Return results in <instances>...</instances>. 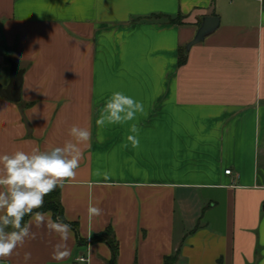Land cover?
<instances>
[{
  "label": "crops",
  "instance_id": "obj_1",
  "mask_svg": "<svg viewBox=\"0 0 264 264\" xmlns=\"http://www.w3.org/2000/svg\"><path fill=\"white\" fill-rule=\"evenodd\" d=\"M179 14L183 23L169 21ZM205 16L219 27L180 65ZM10 55L25 72L19 102L0 96V155L62 147L73 125L91 139L61 188L77 223L71 255L53 260L59 238L33 226L37 238L0 264H25V252L28 264H110V246L92 240L108 227L116 264L176 253V264H264V0H0L4 87ZM115 91L147 115L98 128Z\"/></svg>",
  "mask_w": 264,
  "mask_h": 264
},
{
  "label": "clouds",
  "instance_id": "obj_2",
  "mask_svg": "<svg viewBox=\"0 0 264 264\" xmlns=\"http://www.w3.org/2000/svg\"><path fill=\"white\" fill-rule=\"evenodd\" d=\"M55 34L52 41L55 39ZM36 43L46 46L42 39ZM37 52L26 53L22 61L29 60ZM138 115H147L141 101L115 91L99 109L96 120L98 128L106 125H124L136 121ZM126 139L133 148L139 147L137 123H131ZM71 140L62 147H54L49 151H41L37 146L31 152L22 150L12 154L0 155V260L9 258L18 247H23L27 240H34L38 233L32 231L46 228L55 233L59 241L53 245L52 259L63 260L71 255L68 241L72 236L70 224L59 217L53 219V213L37 211L44 206V197L57 187L63 188L66 180H73L77 175L83 153L81 145L90 142L91 133L88 128L73 125L69 130ZM101 140V137H97ZM103 210L91 202L88 206L89 217L100 216ZM29 216L28 222H24ZM11 228V231H6ZM18 254V253H17ZM31 252H25L23 259L28 264ZM78 261L80 258H77Z\"/></svg>",
  "mask_w": 264,
  "mask_h": 264
},
{
  "label": "trees",
  "instance_id": "obj_3",
  "mask_svg": "<svg viewBox=\"0 0 264 264\" xmlns=\"http://www.w3.org/2000/svg\"><path fill=\"white\" fill-rule=\"evenodd\" d=\"M165 16V15H159ZM170 22L173 23H183V15L179 14L177 17L172 18L168 17ZM188 59V51L186 48L180 47L179 49V64H184ZM51 210L53 213V218L56 219L59 217L64 223L70 224L74 229L77 230V223L68 221L64 215V207L61 201V188L57 187L53 192L44 197V206L37 211H48ZM29 216H25L24 222H28ZM11 228H6V231H11ZM92 240L95 241H104L106 242L112 250V258L110 264H116L118 252H119V242L116 238L114 231L111 227L106 228L104 231L97 233L93 236ZM178 260V254H172L165 257L164 264H176Z\"/></svg>",
  "mask_w": 264,
  "mask_h": 264
},
{
  "label": "water",
  "instance_id": "obj_4",
  "mask_svg": "<svg viewBox=\"0 0 264 264\" xmlns=\"http://www.w3.org/2000/svg\"><path fill=\"white\" fill-rule=\"evenodd\" d=\"M220 25L219 16H205L194 38L187 44L188 51L193 45L202 42L208 35L213 33ZM10 82L4 87L0 83V96L19 102L21 100L22 84L24 80V68H18L16 61L10 55Z\"/></svg>",
  "mask_w": 264,
  "mask_h": 264
},
{
  "label": "built area",
  "instance_id": "obj_5",
  "mask_svg": "<svg viewBox=\"0 0 264 264\" xmlns=\"http://www.w3.org/2000/svg\"><path fill=\"white\" fill-rule=\"evenodd\" d=\"M0 68H1V64H0ZM225 172H226L227 174H230V173L232 172V170H231V169H226ZM79 258H80L81 261H85V260H87V258H86L85 256H80Z\"/></svg>",
  "mask_w": 264,
  "mask_h": 264
}]
</instances>
